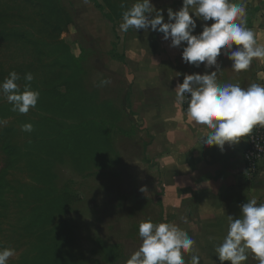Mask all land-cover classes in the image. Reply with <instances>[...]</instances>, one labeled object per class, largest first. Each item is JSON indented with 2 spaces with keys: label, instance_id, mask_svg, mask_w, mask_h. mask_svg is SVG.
Masks as SVG:
<instances>
[{
  "label": "rangeland",
  "instance_id": "obj_1",
  "mask_svg": "<svg viewBox=\"0 0 264 264\" xmlns=\"http://www.w3.org/2000/svg\"><path fill=\"white\" fill-rule=\"evenodd\" d=\"M239 1L247 8L257 4L264 9V0ZM56 6L68 16V25L60 19L53 28L45 25L42 17L57 19L47 1L0 0L6 14L0 18V82L15 71L21 76L17 83L22 91L23 77L31 72V87L40 93L37 106L27 114L13 111L0 93V116H6L0 118V248L15 250L8 264H127L142 243L138 232L142 221L184 229L193 214L164 211L160 175L139 167L141 155L122 133L111 136L119 154L115 164L88 172L79 171L67 156L53 164L44 162L39 131L21 130L25 123L41 124L42 117L57 118V107L56 115L51 113L53 97L59 100L55 90L67 93L68 88L81 87L96 104L100 97L117 104L124 100L126 82L110 69V57L121 40L114 25L96 8L95 0H56ZM9 31L22 33L23 40ZM64 46L74 61L64 58L60 66L58 55L63 56ZM69 67L81 68L80 74L71 79ZM103 80L110 83L101 84ZM3 145L10 146L9 155ZM54 194L67 196L68 202L52 210L47 203ZM189 225L195 229L196 220Z\"/></svg>",
  "mask_w": 264,
  "mask_h": 264
},
{
  "label": "crops",
  "instance_id": "obj_2",
  "mask_svg": "<svg viewBox=\"0 0 264 264\" xmlns=\"http://www.w3.org/2000/svg\"><path fill=\"white\" fill-rule=\"evenodd\" d=\"M95 1L109 11L102 0ZM110 1L122 13L136 2L125 0V7L121 8L124 0ZM234 2L241 3L239 0ZM151 3L157 10H163L167 21V10L180 9L183 0H151ZM244 5L247 27L254 32L257 44L264 46V21L260 18L264 9L257 4L253 6L255 8ZM195 19L197 27L193 34L202 32L205 23H212ZM108 22L118 32L122 16ZM117 32L121 40L116 54L110 57L113 59L110 69L123 78L126 88L121 104L108 97H100L97 103L104 137L109 136L111 142V136L117 132L122 133L123 139L130 138L141 155L139 167L160 175L157 183L163 188L161 201L165 212L193 214L183 229L195 241L193 250L185 255V264H193V256L199 258V264H221L215 248L227 234V215L238 218L240 205L247 200L256 199L258 204H264V162L255 182L245 180L242 175L245 138L233 145L226 143L223 151L215 145H204L201 137L206 129L194 125L182 102L177 100L175 88L183 82L185 74H204L215 71L214 67L205 69L203 64L196 67L184 63L181 58L184 45L171 47L170 40L162 39V33L143 29H129L121 35ZM218 64L222 70L218 74L220 84L238 83L245 89L253 83L264 84V60L254 59L251 66L241 72L233 70L232 61L223 55L218 57ZM177 72L181 75L177 76ZM115 155L119 159L111 142L110 158L113 162L108 168H101L102 171L115 164ZM194 220L197 222L195 229L189 225ZM252 256L249 253L244 264H259Z\"/></svg>",
  "mask_w": 264,
  "mask_h": 264
},
{
  "label": "clouds",
  "instance_id": "obj_3",
  "mask_svg": "<svg viewBox=\"0 0 264 264\" xmlns=\"http://www.w3.org/2000/svg\"><path fill=\"white\" fill-rule=\"evenodd\" d=\"M124 2L121 8H124ZM167 21L163 10H157L151 0H136L122 13L120 30L127 32L143 29L162 33V39L170 40V46L180 48L184 63L215 71L204 74H185L178 83L176 98L188 100L187 114L194 125L203 126L202 142L207 146H218L221 151L225 144L239 143L257 125L264 127V86L253 83L242 88L238 83L218 82L222 71L218 57L222 55L232 61L231 68L236 72L246 71L254 59L264 60V46L257 44L254 32L247 27L246 6L234 0H183L180 9L167 10ZM207 22L199 34H193L197 20ZM236 46V47H234ZM177 76L181 73L177 72ZM23 90L18 81L21 76L12 71L0 82V93L12 105V110L27 114L37 106L40 93L31 87L34 75L28 72ZM110 83L108 80L101 84ZM23 132H32L34 126L25 123ZM144 191V188L141 189ZM238 218L227 215L228 231L223 241L215 248L216 255L224 264H244L249 253L264 264V204L256 199L240 205ZM142 243L127 260V264H185L183 253L193 250L195 241L177 225L151 219L142 221L138 228ZM15 253L10 247L0 248V264H8ZM193 264L199 258L193 256Z\"/></svg>",
  "mask_w": 264,
  "mask_h": 264
},
{
  "label": "trees",
  "instance_id": "obj_4",
  "mask_svg": "<svg viewBox=\"0 0 264 264\" xmlns=\"http://www.w3.org/2000/svg\"><path fill=\"white\" fill-rule=\"evenodd\" d=\"M42 1H47L49 3L51 13L57 18L55 20L42 17L45 25L53 28L59 19L64 20L62 22L63 26L70 23L68 16L56 6V0H41V2ZM102 1L106 7L109 8V11L105 10L104 6L96 1L95 6L102 12L107 20L113 22L114 19H118L120 15L122 16L121 9L115 8L116 5H112L110 0ZM46 11H48V9ZM5 16L6 14L0 10V18H4ZM6 33H13L16 35L18 32L9 31ZM18 34V40H23L21 37L23 34ZM62 51L63 56L61 54L58 55L60 66H64V58L70 61L73 59L71 52L66 46H64ZM69 71H71L72 75L70 78L74 79L76 75L80 74L81 68L69 67ZM55 91L60 101H57L53 97L52 103L55 109H53L51 113L56 115L57 107V118L42 117L41 124H32L35 127L34 129L39 131L36 132V136L41 135L43 161L48 164H53V162L62 161L63 158L67 156L77 166L76 168L79 171L90 172L95 168H108L113 162L110 158L111 142L109 136L105 138V133L101 130L99 105L92 102L95 97L92 94H87L81 87L79 89H76V87L68 88L67 93H62L60 90ZM2 117L5 118V114H1L0 118ZM2 149L9 155L8 149H10V146L7 147L3 145ZM14 158H17L16 154ZM66 201L67 196L54 194V197L52 199L50 198L48 201L49 203H47V206L53 210L54 208L63 207Z\"/></svg>",
  "mask_w": 264,
  "mask_h": 264
},
{
  "label": "built area",
  "instance_id": "obj_5",
  "mask_svg": "<svg viewBox=\"0 0 264 264\" xmlns=\"http://www.w3.org/2000/svg\"><path fill=\"white\" fill-rule=\"evenodd\" d=\"M264 86V84L262 85ZM190 97L186 94V99L182 102L183 109L187 112L188 100ZM246 144L243 150V170L242 175L245 180L252 181L256 177L261 163L264 162V127L257 125L252 132L244 137Z\"/></svg>",
  "mask_w": 264,
  "mask_h": 264
}]
</instances>
